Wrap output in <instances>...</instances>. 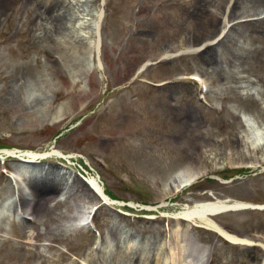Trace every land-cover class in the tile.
<instances>
[{"label":"rangeland","instance_id":"374dc122","mask_svg":"<svg viewBox=\"0 0 264 264\" xmlns=\"http://www.w3.org/2000/svg\"><path fill=\"white\" fill-rule=\"evenodd\" d=\"M84 1L91 14L106 15L100 51L90 31L78 32L84 39L78 41L74 28L86 23L76 9L69 36L44 33L37 18L19 22L14 7L0 13V264H91L106 246L122 260L139 248L143 261L154 264L149 248L164 242L169 249L172 229L181 247L176 264H188L196 250L208 255V264H241L243 246L187 229L172 216L199 201L248 203L214 220L251 243L258 242L251 234L264 233V151L250 149L264 135V0H236L237 10H227L228 39L214 52L226 75L189 50L187 27L199 25L204 11L190 15L187 1L193 0L69 4ZM223 26L219 21L216 33ZM167 52L180 55L163 60ZM190 74L205 78L209 90L201 92ZM8 93L14 98L5 103ZM49 148L75 159L52 156L20 171L16 158L3 155ZM242 152L247 156L239 158ZM40 166L74 179V187L60 186L61 202L44 212L24 192L41 181ZM198 170L205 175L194 185L166 196L175 173ZM96 174L124 206L104 203L89 190L85 181ZM22 197L29 205L20 210ZM84 203L97 210L88 226H76Z\"/></svg>","mask_w":264,"mask_h":264},{"label":"bare ground","instance_id":"6f19581e","mask_svg":"<svg viewBox=\"0 0 264 264\" xmlns=\"http://www.w3.org/2000/svg\"><path fill=\"white\" fill-rule=\"evenodd\" d=\"M183 3H186V0H182ZM206 1V2H205ZM255 2H260L259 0H251ZM188 2V10L190 15H196L197 12L202 13L201 17L203 18L202 22L200 20L199 25H189L187 28L189 32L187 34V41L189 43V50L198 52L201 57L200 62L203 65H207L212 69L216 70L218 73L225 72L218 66L216 63L214 52L217 51L216 48L224 42V40L228 39V31L226 32V20L228 17L227 10L231 7V12L236 11L237 1L234 0L231 5L232 0H193ZM70 0H0V13L3 10L8 8H15L18 21H33L35 18L41 20L43 22L44 33H49V35L55 33L57 35L70 34L71 30L74 28L69 23L72 22L74 16V9L78 10L79 14L83 16L84 26L80 25L75 31L85 32L86 30L89 32L91 36L95 34L98 29V24L101 15L91 14L89 9H86L87 1L82 2L77 6L69 4ZM182 3V2H181ZM207 5V8L205 7ZM201 6V7H200ZM212 7V9H210ZM27 16V18H25ZM218 20V21H217ZM36 21V20H35ZM219 21L224 23V26L220 29L219 33H216L219 28ZM195 27V28H194ZM78 41L82 42L84 39L82 35L78 33L77 35ZM194 49V50H193ZM190 51V52H192ZM179 54H173L172 52H167L165 58L163 60H170L176 58ZM205 72V71H204ZM206 73V72H205ZM226 75V74H225ZM9 98H3L5 103L8 101H13V95L8 93ZM192 117V114L190 115ZM249 131V134H253L252 131ZM254 137V134L251 135V139ZM234 141V139H230V142ZM240 142L241 140L238 136H235V143ZM250 149L255 154V151H264V135L258 136L256 140H252ZM6 154L10 153V151H4ZM243 156H247L246 152H242L239 158ZM52 156L57 157H65L70 160V155L63 154L60 151L54 149L50 150V148L41 153H35L32 151L19 153L16 157L19 159L17 168L20 171L24 169L34 170V165L36 163H40L42 160L48 159ZM255 164V163H251ZM40 172L42 173V179L40 182H35L32 187H28V193L30 199L33 201V207L35 209H39L41 211H45L48 209V205L54 202H61L60 199V186L68 185L70 188L74 187V179L71 181L70 177L67 176L66 173H63L57 170L55 167H39ZM205 175V171H178L175 173L165 184V193L166 196L171 197L174 194L180 193L182 190L191 187L198 180V178ZM92 180L85 181L87 186L90 188V191L95 193L98 197H101L105 200L106 195L104 194L101 187L98 185L96 177H91ZM66 187V186H65ZM9 189H7V192ZM19 189H17V192ZM188 200L189 197L187 196ZM20 210L22 209V204H28L29 200L26 198H20ZM250 206L248 203H242L237 201H219L216 200L214 202H195L194 206L191 209H186L184 211H180L176 213L173 219L184 220L188 223L187 229H189L190 225L201 227L215 233H219L231 243H238L243 246L244 250L247 253V256L244 257L245 260L241 261V264H264V239H261L258 243H249V241H241L235 235L226 231L221 225H219L214 217L220 214H224L227 212H233L237 210H245ZM17 206H14V209ZM264 208V207H262ZM17 210V209H16ZM16 212V211H15ZM15 212L13 214H15ZM21 214V213H19ZM17 213L16 216H19ZM84 217L86 221L91 217V212L86 211L84 213ZM186 232L183 233V244L186 246L187 241ZM177 239V231L171 230L170 240H169V249L164 246V242L162 248H159L155 245H151L149 248L148 254L153 253L149 256V260L151 263L158 264H176V256L181 254V247L179 244H176ZM259 249L262 250L263 255H259ZM196 250V249H194ZM144 251V250H143ZM141 249H131L124 255V259H120L117 257L114 252L112 253L108 250L107 246L100 256L93 255L89 259L91 264H146L143 261V252ZM197 251V250H196ZM194 251L193 254H189L188 257L190 259L188 264H207L208 263V255L201 254ZM170 261V262H169ZM163 262V263H162ZM149 264V263H148Z\"/></svg>","mask_w":264,"mask_h":264}]
</instances>
